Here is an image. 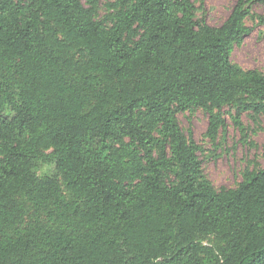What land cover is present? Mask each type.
<instances>
[{
	"label": "trees",
	"instance_id": "16d2710c",
	"mask_svg": "<svg viewBox=\"0 0 264 264\" xmlns=\"http://www.w3.org/2000/svg\"><path fill=\"white\" fill-rule=\"evenodd\" d=\"M88 3L0 0V264H264V166L215 188L177 118L264 115L230 59L264 0Z\"/></svg>",
	"mask_w": 264,
	"mask_h": 264
},
{
	"label": "rangeland",
	"instance_id": "374dc122",
	"mask_svg": "<svg viewBox=\"0 0 264 264\" xmlns=\"http://www.w3.org/2000/svg\"><path fill=\"white\" fill-rule=\"evenodd\" d=\"M89 5L88 0H81ZM114 0H97L96 16L101 19L109 12L108 4ZM198 8L197 18H203L212 26L220 25L231 12L236 0H191ZM263 19V20H262ZM245 24L252 28L251 33L235 43L230 53L233 63L243 69H256L264 73V3H254L251 15ZM225 120L217 139L213 142L206 135L209 114L201 109L177 113L183 132L189 133L200 146L203 176L215 188L235 187L241 180L245 169L264 166V115L244 112L240 116L241 125L234 123V111L229 107L221 110ZM211 243L212 238H205Z\"/></svg>",
	"mask_w": 264,
	"mask_h": 264
}]
</instances>
